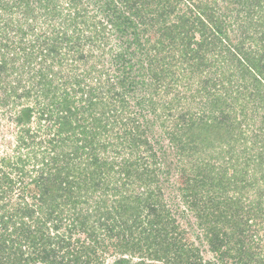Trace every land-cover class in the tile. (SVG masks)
Returning <instances> with one entry per match:
<instances>
[{
  "label": "trees",
  "instance_id": "trees-1",
  "mask_svg": "<svg viewBox=\"0 0 264 264\" xmlns=\"http://www.w3.org/2000/svg\"><path fill=\"white\" fill-rule=\"evenodd\" d=\"M96 1L0 0V121L18 132L0 264H264V150H234L244 102L221 76L264 96V0ZM190 97L202 111L176 137Z\"/></svg>",
  "mask_w": 264,
  "mask_h": 264
},
{
  "label": "rangeland",
  "instance_id": "rangeland-1",
  "mask_svg": "<svg viewBox=\"0 0 264 264\" xmlns=\"http://www.w3.org/2000/svg\"><path fill=\"white\" fill-rule=\"evenodd\" d=\"M87 2L90 3V5H91V7L93 9L98 8V4H97L96 0H88ZM87 2H86V0H84L83 5L85 6V8H87ZM115 13H117V12H114V13L110 12L109 16L112 17V15H114ZM242 14L244 15V13H242ZM88 21H90L91 23L95 22V21H93V19H89ZM260 27H261L260 29L262 30L263 29L262 25ZM141 30H142V28H141ZM128 38H130V35H126L124 38L117 40L115 43H118L120 46H118V47L115 46L114 48H112L111 51L109 50V48L107 49V54L104 57L105 62H110L111 61L110 60L111 59V55L114 52H118V51L124 50V48L126 46V41L128 42ZM103 43H105V41H103L102 44ZM110 47H112V46L110 45ZM91 51H95V49H92ZM128 51L127 52L130 54V50H128ZM260 68H263V70H264V66H262ZM221 76L224 77V83H225L224 87L232 88L234 90H235V88H237V90L241 91V97H242V100L244 102V103H240L239 104L240 106H237L235 108L234 115L236 116V120H238L237 123H239V120H241V122H240L241 130L244 133L242 135H243V139H244V141H246V143H242L243 141L236 143L234 150H236L237 152H242L245 148H250V150L252 148L251 155H253V154L255 155L257 152H262V150H264V133L261 131V127H262L261 116L262 115L264 116V103H262L261 101H264V96L255 94L256 93L255 89H260V87L257 86V85H253L248 90H246L244 88V84L239 79H227L228 78L227 75H221ZM218 77L220 78V75H218ZM191 79H192V81L194 80V82L196 83L195 84L197 86L196 88H200L202 86V84L196 82L197 80L202 81L201 79H199V77L191 78ZM217 84H219V83H217ZM236 85L240 86V87H236ZM191 89L192 88H189L188 93H187L188 95H189V93H191L190 92ZM193 92H194V94L195 93L201 94L200 91H198V89H195ZM221 92H226V94L227 93L229 94V90L228 89H225L224 91H221ZM142 93H144V91ZM204 93H205V90H203L201 95H204ZM233 95L234 94L232 93V96ZM263 95H264V93H263ZM199 100H200V98H192V97H190V102H189L190 106L187 107V108L185 107L186 109L183 107L184 110H182V111H183V113H185L184 114L185 115V121L184 122L181 121L180 119H178V120H176L174 122L171 121V120L168 121V122L165 121V123L168 126V128H171V129L174 130V132L176 134V137H178V135L182 136V132H184L185 137L187 136L186 135L187 129L184 128V127H186L187 125L190 124V123H187L188 122V117L192 115L191 118L195 119V117H198L196 115L197 112L198 111L199 112L202 111L201 106L197 105ZM182 102H184V101H182ZM184 104H186V102ZM177 110H179V109H177ZM234 115H231V116H234ZM160 120L163 121L162 119H160ZM165 123H163V124L160 123V125L161 126L165 125ZM156 125H159V124H156ZM156 125H154L151 128V130L149 129V131H147L148 135H150V137H152L154 135L153 141H156V139H159L160 137H162V139H163V133L166 131V130L158 129ZM16 133H18V132H17V129L14 126H12L11 131H10V129L8 130V126H6L5 129H4L3 128V122L0 121V153L9 144L8 143L9 140L7 138L8 134L11 136L10 141L12 143H14V140H16V138H15ZM4 135H6L7 137L4 138ZM163 141H166V146H169V143H168V141L166 139H163ZM222 145H221V148L224 147ZM209 150H210L211 153L213 152V149L212 150L208 149L207 150L208 153H209ZM174 154H175V150H174ZM246 155L247 154L243 153V155L239 158L240 165L239 166H235L236 167V171H238V174H240V172H241V168L243 167V164H241V163H243V158ZM237 157H239V154H238ZM196 158L199 159V155L198 154L196 155ZM196 158L194 156V159H196ZM172 159L174 161L176 160L174 155L172 156ZM246 159L247 158L245 157L244 161ZM236 161L238 163V159H236ZM218 165H221V161H219ZM234 169H235L234 167H232L231 165H228L227 166V174H224V175H226V177H227V175H229V176L233 175V172H234L233 170ZM248 169H249V171H247V175L248 176H246L245 178L244 177L242 178L241 176H239V178L243 179L241 185H245L246 187H248V192H249L250 191L249 188H253L254 187L251 184H255V185L261 186V182L257 181V180L255 181L253 176H252L254 174L256 176H261V173L256 172L257 166L255 164H252L250 166V168L248 167ZM174 175L175 176L173 178L175 180H177V175L176 174H174ZM173 178H172V180L174 181ZM231 195H233V194L231 193ZM250 195L253 196V193H250ZM235 258H234V260H235ZM113 260H114L113 258H109V259H107L105 261L104 264H112ZM234 260L231 259L230 261H234ZM135 261H138V259H135Z\"/></svg>",
  "mask_w": 264,
  "mask_h": 264
}]
</instances>
